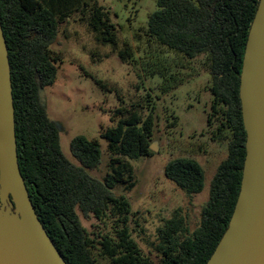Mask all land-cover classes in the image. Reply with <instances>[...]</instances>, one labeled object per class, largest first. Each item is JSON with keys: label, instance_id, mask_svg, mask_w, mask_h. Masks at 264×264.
Listing matches in <instances>:
<instances>
[{"label": "trees", "instance_id": "16d2710c", "mask_svg": "<svg viewBox=\"0 0 264 264\" xmlns=\"http://www.w3.org/2000/svg\"><path fill=\"white\" fill-rule=\"evenodd\" d=\"M260 0H157L146 36L149 46L164 47L183 58L205 57L213 95L207 131L227 141L228 154L210 183L200 221L190 229L187 216L176 209L149 242L155 262L133 235L132 204L116 194L122 183L136 185L130 160L150 156L157 118L154 108L141 114L144 100L122 104L111 113L114 124L103 133L108 140L109 170L102 179L90 171L102 163L98 140L77 135L71 152H63L60 133L42 101V89L55 83L62 58L52 50L61 26L81 15L95 39L110 44L124 63L137 62L133 46L120 38L112 11L92 0H0V20L7 41L13 85L18 161L39 219L68 264H206L226 232L239 196L246 157L240 81L249 31ZM115 15V14H114ZM116 16V15H115ZM185 64L177 59L152 61L149 75L162 77L161 90L183 83ZM145 69V70H146ZM106 90L114 87L101 79ZM148 94L145 100L151 101ZM165 176L189 196L203 191L204 167L189 156L170 159ZM84 217L97 219L89 231Z\"/></svg>", "mask_w": 264, "mask_h": 264}, {"label": "rangeland", "instance_id": "374dc122", "mask_svg": "<svg viewBox=\"0 0 264 264\" xmlns=\"http://www.w3.org/2000/svg\"><path fill=\"white\" fill-rule=\"evenodd\" d=\"M92 1H98L112 11L120 38L133 46L137 62H122L110 44L95 39L86 21L76 13L61 26L51 46L62 62L58 64L55 83L42 89L41 98L57 125L63 152L72 162L79 164L71 152V141L75 136L84 135L99 141L102 163L90 171L99 179L109 170L108 140L102 133L114 124L111 113L122 104L117 92L125 105L144 100L141 108L144 117L154 108L157 125L152 142H157L158 150L150 156L130 160L136 185L127 191L120 183L114 192L125 194L131 201L133 235L157 262L158 255L149 242L156 240L158 228L176 209H181L187 216L190 229L198 225L201 209L209 198L211 180L228 154V144L213 140L207 131L213 95L209 89L211 76L205 57L189 62L164 47L148 44L145 28L150 13L157 8V0ZM164 58L177 59L188 67L182 70L183 83L168 92L161 90L162 77L149 75L147 70L152 61ZM96 79L115 89L102 88ZM148 94L152 99L147 102ZM179 156L194 157L204 167L206 184L202 192L189 196L165 176L166 163ZM79 214L89 231L96 229V218H86L80 211Z\"/></svg>", "mask_w": 264, "mask_h": 264}, {"label": "water", "instance_id": "95a60500", "mask_svg": "<svg viewBox=\"0 0 264 264\" xmlns=\"http://www.w3.org/2000/svg\"><path fill=\"white\" fill-rule=\"evenodd\" d=\"M246 157L229 226L206 264H264V0L240 81ZM157 151V142L151 143ZM0 264H68L39 219L18 161L11 65L0 20Z\"/></svg>", "mask_w": 264, "mask_h": 264}]
</instances>
